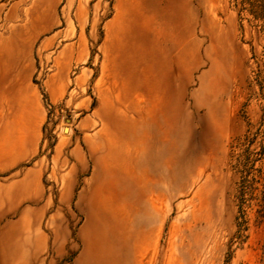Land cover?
I'll return each mask as SVG.
<instances>
[{
    "label": "rangeland",
    "instance_id": "1",
    "mask_svg": "<svg viewBox=\"0 0 264 264\" xmlns=\"http://www.w3.org/2000/svg\"><path fill=\"white\" fill-rule=\"evenodd\" d=\"M263 135L264 0H0V264H264Z\"/></svg>",
    "mask_w": 264,
    "mask_h": 264
},
{
    "label": "trees",
    "instance_id": "2",
    "mask_svg": "<svg viewBox=\"0 0 264 264\" xmlns=\"http://www.w3.org/2000/svg\"><path fill=\"white\" fill-rule=\"evenodd\" d=\"M263 139H262V142H261V150L258 152V153H254V152H248V160H250L251 159V157L253 156V155H257V154H259V155H261V156H263L264 155V135H263V137H262ZM261 158V157H260ZM256 159H252V161H255ZM263 166H264V164H262ZM259 178L264 182V171L263 170H260L259 171ZM261 208H264V204L263 203H261V201L259 202V204H258Z\"/></svg>",
    "mask_w": 264,
    "mask_h": 264
},
{
    "label": "bare ground",
    "instance_id": "3",
    "mask_svg": "<svg viewBox=\"0 0 264 264\" xmlns=\"http://www.w3.org/2000/svg\"><path fill=\"white\" fill-rule=\"evenodd\" d=\"M111 207V206H110ZM103 214V213H102ZM101 215V214H100ZM101 217H102V215H101ZM103 218V217H102ZM105 219H106V217H105ZM101 223V222H100ZM105 223V222H104ZM92 230V229H91Z\"/></svg>",
    "mask_w": 264,
    "mask_h": 264
}]
</instances>
